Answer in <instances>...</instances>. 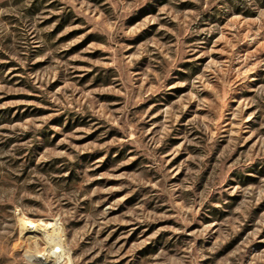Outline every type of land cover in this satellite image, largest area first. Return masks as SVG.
<instances>
[{
	"label": "rangeland",
	"instance_id": "rangeland-1",
	"mask_svg": "<svg viewBox=\"0 0 264 264\" xmlns=\"http://www.w3.org/2000/svg\"><path fill=\"white\" fill-rule=\"evenodd\" d=\"M29 222L58 264H264V0H0V264L53 263Z\"/></svg>",
	"mask_w": 264,
	"mask_h": 264
},
{
	"label": "bare ground",
	"instance_id": "bare-ground-1",
	"mask_svg": "<svg viewBox=\"0 0 264 264\" xmlns=\"http://www.w3.org/2000/svg\"><path fill=\"white\" fill-rule=\"evenodd\" d=\"M30 223V222H29ZM50 226L54 229H57V225L55 223H49V225H47V227ZM29 227H32V231H43V237L46 238L47 242L49 243V245L51 246V248L49 249V251H46L45 253H37L34 254L33 256H35V259H40V261H50L53 262L52 264H58L60 261H62L64 254L66 253V246L65 243H63V236L61 235L62 233L59 231L55 230V233H49L48 231L45 230V228L40 227L38 224L36 223H30ZM56 227V228H55ZM59 230V229H57ZM51 232V231H50ZM58 245V246H56Z\"/></svg>",
	"mask_w": 264,
	"mask_h": 264
}]
</instances>
